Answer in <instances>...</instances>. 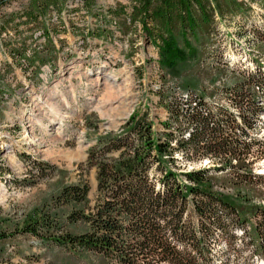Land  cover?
Listing matches in <instances>:
<instances>
[{
    "label": "rangeland",
    "instance_id": "374dc122",
    "mask_svg": "<svg viewBox=\"0 0 264 264\" xmlns=\"http://www.w3.org/2000/svg\"><path fill=\"white\" fill-rule=\"evenodd\" d=\"M42 1L47 6L37 10L30 0L0 9V264H88L47 240L61 229L38 237L18 232L34 219L72 234L87 230L67 224L68 210L55 200L63 188L85 185V213L93 209L96 171L86 165L88 152L135 112L149 110L159 135L173 101L181 105L198 96L214 115L236 114L225 92L255 76L260 113L248 137L258 142L252 150L258 158L248 162L255 175L264 170V0H197L212 24L204 41L210 49L202 59L197 58L201 46L191 45L196 55L186 64L199 65L200 71L191 95L178 88L179 76L159 69L157 48L141 24L147 0ZM150 1L154 6L161 0ZM174 157L176 173L213 167L207 160L186 161L180 153ZM213 177L214 192L245 207H264V181L238 185ZM238 194L245 201L236 199ZM256 221L229 226L217 239L213 264H249L254 249L247 235ZM252 262L264 264L258 258Z\"/></svg>",
    "mask_w": 264,
    "mask_h": 264
},
{
    "label": "trees",
    "instance_id": "16d2710c",
    "mask_svg": "<svg viewBox=\"0 0 264 264\" xmlns=\"http://www.w3.org/2000/svg\"><path fill=\"white\" fill-rule=\"evenodd\" d=\"M13 1L18 0H0V9ZM150 2L142 5L141 24L157 48L159 69L179 76L178 88L191 95L200 71L199 65L186 63L196 55V46L203 49L199 60L210 49L204 43L210 14L197 0ZM30 3L37 10L48 1ZM256 80L244 78L225 92L236 114L221 110L214 115L198 96L179 101L181 105L173 101L163 135L155 130L149 110L135 112L117 133L101 137L88 152L86 165L96 171L98 201L93 209L85 213V185L65 187L55 200L58 208H67V224L87 230L72 234L47 219H34L18 234L38 237L61 229L47 240L88 264H213L217 239L226 236L229 226L242 228L252 218L257 221L247 235L254 249L249 264L253 258L264 261V207H245L212 190L213 176L238 185L264 181V174L255 175L248 162L258 158L252 151L258 142L248 137L260 113L254 103L261 88ZM177 153L186 161L207 160L213 167L176 173ZM236 199L245 201L240 194Z\"/></svg>",
    "mask_w": 264,
    "mask_h": 264
},
{
    "label": "bare ground",
    "instance_id": "6f19581e",
    "mask_svg": "<svg viewBox=\"0 0 264 264\" xmlns=\"http://www.w3.org/2000/svg\"><path fill=\"white\" fill-rule=\"evenodd\" d=\"M263 174H264V170L258 171V175H263Z\"/></svg>",
    "mask_w": 264,
    "mask_h": 264
}]
</instances>
